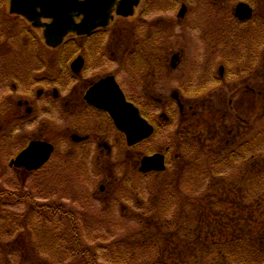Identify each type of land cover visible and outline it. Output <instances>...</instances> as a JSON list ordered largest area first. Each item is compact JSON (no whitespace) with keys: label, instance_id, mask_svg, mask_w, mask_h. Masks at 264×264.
Wrapping results in <instances>:
<instances>
[{"label":"rangeland","instance_id":"obj_1","mask_svg":"<svg viewBox=\"0 0 264 264\" xmlns=\"http://www.w3.org/2000/svg\"><path fill=\"white\" fill-rule=\"evenodd\" d=\"M221 2L223 1L220 0L219 3ZM199 3L198 9L201 13L209 11L207 5L203 4L199 7ZM179 8L180 6L174 10V12L176 11L175 13L171 11L172 9H169L168 12L167 9H162L147 15V11L143 12L141 7L136 16L131 19V24L134 23V31L129 32V22L123 23L121 28L117 27L112 30L110 37L102 45L117 51L118 57L122 56L125 50H134L130 58L140 62L145 61L147 50V62L150 63L151 70L156 71L160 75L162 73V79L154 81V84L157 85L156 89L160 88L163 80L162 82L166 86L163 92L165 95L168 93V96L173 88L177 86L180 74L179 71H175L176 68H174L175 70L169 68V63L172 59H175L176 54L174 53L178 51L182 55L184 52V61L187 64L193 60H196L197 63L200 60L199 54L202 51L197 42L192 41L196 39V34L180 28L176 18ZM147 26L149 27L147 28ZM257 39L261 40L262 43H258L259 45L254 41L252 42L254 45H234L231 43V46L224 49L205 47L202 52L203 56H201L203 60L199 61L198 67L195 68L193 65V73L199 74L198 79L190 78L188 83H184L189 86V89H192V86L206 82L201 80L213 73L214 54L224 51L229 54L231 63V66H226L231 72L226 90L218 92V84L212 83L196 95L190 94L191 92L185 94L184 97L186 98L204 101V105L207 107H202L197 114L184 119H181L179 115L173 114V112H177V109L172 107L173 110L170 113L168 112V115H170L168 117L170 118L165 121L166 125L159 129L156 137L150 143L137 147H128L121 136L117 134L112 135L114 142L109 141L111 145L110 153L103 146L96 145L101 138H104L105 141L106 137L104 134L108 133L106 123L102 125L101 122L87 126L86 129L90 130L93 135L89 142L73 143L64 126V109L62 108L61 113L55 116L51 110L43 108L45 107L43 105L48 100V98H45V102L38 103L35 109L36 116L40 121H46L44 136L54 141L57 147L44 168L42 167L40 171H35L34 173L29 172L27 176H22V173H17L18 171L13 170L9 166V161L26 145L28 141L25 140L26 135L27 137L33 135L32 128L29 125H26L29 127H24L22 122L19 123V118L16 119L14 107H12L11 111H3L5 103L9 102L7 97L11 95L15 99H19L23 93H10L8 90L11 88L6 87L7 82L3 80V76H0V189L15 192L20 197L34 196V199L41 205L49 202H53L54 205L55 203H60L65 209H73L74 212H79L80 225L78 226H81L80 229L82 230V247L99 244V256L103 255V257L106 254V250L101 247L102 244L114 243L132 228L137 227L139 222L146 231L145 235L147 237V220L152 221L150 222L151 224H157L154 217L157 214L155 203H157V198L162 192V186L175 188V191L179 189L180 192L186 194L200 196L199 198L202 200L201 218L208 220L205 215L206 212L209 213L206 207L209 206L210 202L216 200L217 197H222L223 193L217 186L213 187L216 189L215 192H213L212 187L208 186L210 183L208 162L223 152V150H218L221 142H224V139H222V127L226 128L236 125V120L233 116L230 120L225 121L222 117V107L226 104V98L228 101L231 100L233 108L235 105L234 109L239 111V116L247 119L249 115L252 117L253 120L249 122L247 136L254 132H257L259 137L264 134V119L262 122V117L264 116V35L257 37ZM40 45H42V41ZM251 52L258 54L257 64L255 61L248 62V56ZM191 63L185 66L186 69L190 70ZM252 69L254 72L260 70L259 72L262 73V76L257 81H251L252 85L261 92L259 100L241 88L243 83H247ZM183 77L185 78V76ZM153 80H151V83H153ZM16 82L20 90L26 91V82ZM10 84L8 83V85ZM140 85L145 86V83L142 81L131 83L132 91L130 97L135 102L143 105L145 98L142 93L143 87ZM40 87L42 86L37 85L36 89ZM59 89L61 90V88ZM216 93H219L221 97L215 96L214 94ZM8 100L11 103L15 102L11 98H8ZM212 108L213 111L218 112V118L215 113L211 112ZM151 111L156 117L160 115L154 106L151 107ZM260 113H262V117ZM148 117L151 118L152 115L151 117L148 115ZM181 123L188 129L187 136L192 140L189 146L184 145L181 148L182 155L174 154V150H172L174 148H170V155L167 157V165L164 171L153 170L148 172V175L140 174V159H142L143 155L153 154L155 149H159V147L169 141L177 146L181 145V141L176 138ZM161 126L160 124L159 127ZM18 127L25 128L22 132L24 134H21ZM76 133L80 134V136L83 134L80 131ZM60 135L62 136L59 138ZM162 139H165V142H160ZM260 152L264 156V146L260 148ZM177 155L178 157H176ZM242 164L243 161H241V167ZM235 169H226L225 172H229L228 174L232 175ZM19 176L23 177V179L21 180ZM195 180L199 181V183ZM168 194L164 193L161 195L167 196ZM171 194H174L177 200V194ZM223 196L228 201L227 195L223 193ZM30 202V198L22 203H18V200L14 198L5 199L0 209L5 208L8 213H16L18 218L25 217ZM158 207L161 209L160 216H171L176 209H179L176 201L171 203L168 213L162 211L161 203ZM106 212H109L111 216L109 218H101ZM187 212H193L191 218L196 220L197 212L195 209L187 208L185 216ZM30 219L32 221L29 222L30 227H33L38 222L39 215L32 216ZM97 219L107 223L106 226L108 227L109 225V227L105 228L103 223H99ZM52 220V226L55 225L57 220L61 221L56 216ZM183 221L186 223L185 220ZM18 224L22 226L20 222ZM88 225H95L96 227L90 228ZM60 226L64 228L66 224H60ZM154 226L156 227L157 225ZM154 226L153 228H155ZM156 229L150 233L151 236H156L155 232H159ZM1 234L0 260L5 255L9 257L11 264H20L22 255L28 253H25L26 248L29 249L28 245H19V240L10 239L2 232ZM27 235L29 236L30 233ZM16 246L18 247L15 248ZM4 250L6 253L3 252ZM44 254L42 253V255ZM106 262L101 264H116Z\"/></svg>","mask_w":264,"mask_h":264},{"label":"flooded vegetation","instance_id":"obj_2","mask_svg":"<svg viewBox=\"0 0 264 264\" xmlns=\"http://www.w3.org/2000/svg\"><path fill=\"white\" fill-rule=\"evenodd\" d=\"M119 1L113 7L112 17L107 26L97 27L88 34L69 32L58 46L53 47L46 43L44 37L45 25L52 23L53 18L41 15V25L37 26L25 16L11 12V0H0V76H3V80L7 82L6 87L11 88L8 90L10 93H23L19 99H15L11 95L7 97L9 102L5 103L3 111H11L12 107H14L16 119L19 118V123L22 122L24 127L29 125L32 128L33 135H29V137L26 135L25 140L28 141L25 146L34 140H40L51 143L54 146V152L56 151V143L44 136L46 121H40L36 116L35 109L38 103L43 102L45 98H48V100L47 102L44 101L46 104L43 105L45 106L43 108H48L55 116L61 113L62 108L64 109L65 116L63 117L66 124H64L66 133L70 135V139L75 144L89 142L92 139L91 131L86 128L96 122H101L102 125L106 123L107 125L108 133L104 134L106 140L104 141V138H101L96 145L103 146L108 153L111 151L109 141L114 142L112 135L115 134L120 135L128 147H137L150 143L156 137L159 129L166 125L165 121L170 118L168 117L170 116L168 112L170 113L173 110L172 107L177 109V112H173V114L179 115L181 119H184L197 114L202 107L206 106L204 101L186 98L184 97L185 94L191 92L190 94L196 95L212 83L218 84V92L226 90L228 78L231 77L230 69L227 67L231 66V63L229 54L224 51L214 54L213 73L201 80L206 82L196 84L192 86V89H189L186 84L190 78L198 79L199 74L193 73V65L195 68L199 66V61L203 60L201 56H203L202 52L205 47L224 49L231 46V43L234 45H254L253 41L257 45L262 43L257 37L264 35V0H222L223 2L221 3H219L220 0H140L134 8V14L130 16L117 14ZM198 2H200L199 7L203 4L207 5L209 11L201 13L198 9ZM239 4L245 5L240 11H238ZM179 6L176 18L180 28L196 34L197 40L193 39L192 41L197 42L202 51L199 54L200 60L197 63L196 60H193L187 64L184 61V52L182 55L178 51L174 53L176 54L174 57L176 60L172 59L169 63V68L173 70L176 68L175 71H179L180 74L177 88L174 87L168 96V93L165 95L163 92L164 88L166 89L165 84L162 82L163 80L160 88L156 89L157 85L154 84V81L162 79V73L160 75L156 71L151 70L152 67L147 62V50L145 61L140 62L134 59L131 60L130 56L133 55L134 50H125L122 56L118 57L117 51L102 45L108 40L112 30L117 27L121 28L123 23L129 22V32L134 31V23L131 24V19L136 16L141 7L143 12L147 11V15H149L151 12L162 9H167V12L172 9L171 11L175 13L176 11L174 12V10ZM224 8L225 10H223ZM43 10L44 7L42 6L37 9L38 12H43ZM75 15L76 22H81L83 16H77V13ZM41 41L42 45H40ZM257 59L258 54L256 52H251L248 56V62L250 63L255 61L257 64ZM190 63V70L186 69L185 66ZM259 71L256 70L254 72L252 69L247 83H243V87H241L242 90L250 93L252 97H257V100L261 98V92L252 85L251 81H257L262 76ZM110 77L114 80L110 81V83L115 82L125 95L126 101L135 104L144 119L154 127L153 134L136 145H128L126 135L116 127L113 118L107 110L95 106L87 99L88 92L96 83ZM152 79H154L153 83H151ZM16 81L26 82V91L20 90ZM132 81L145 83V86L140 85L143 87L142 93L145 98L143 105L135 102L130 97L132 91L131 83H134ZM8 83L11 84L8 85ZM37 85L42 87L36 89ZM108 87L109 89L106 91L107 98L114 94L112 92L114 90L113 85L109 84ZM214 95L218 98L221 97L219 93ZM8 98L14 99L15 102L11 103ZM225 103L228 105L226 106L225 104L222 107V117L225 121L230 120L233 116L236 120V125L226 128L222 127V139H224V142H221V148L219 147L218 150H223L225 146L232 147L241 142L243 136L248 133V126L250 125L246 117L239 116V111L234 109L235 105L234 108L231 106V100L228 101L226 98ZM152 106L160 113L159 116L156 117L152 113ZM211 112L215 113L218 118V112L213 111V108ZM160 124L162 125L161 127H159ZM24 127H18L21 134H24L22 133L25 129ZM78 131L83 134L80 136V134L76 133ZM188 132V129L181 123L178 136H176L181 141V145L177 146L169 141L159 147V149H155L153 154L163 155L165 165H167L170 148H174L172 149L174 154L182 155L181 148L184 145L189 146L192 142L187 136ZM163 141L165 142V139L160 142ZM144 156H147V154L143 155L142 158ZM46 164L42 167L44 168ZM40 169L36 171H40ZM143 175L148 174L145 173Z\"/></svg>","mask_w":264,"mask_h":264},{"label":"trees","instance_id":"obj_3","mask_svg":"<svg viewBox=\"0 0 264 264\" xmlns=\"http://www.w3.org/2000/svg\"><path fill=\"white\" fill-rule=\"evenodd\" d=\"M252 120L249 115L248 123ZM263 146L264 134L259 137L257 132L250 133L236 145L225 146L222 153L208 162V186L213 192L216 191L214 186L219 187L228 197L227 201L222 193V197L209 203L206 207L209 213L205 214L208 220L201 218L200 196L162 186L161 194H169H160L157 198V214L154 215L157 224L147 220V237L138 220L137 227L119 240L101 245L106 250L104 257L99 256V244L82 247L79 212L65 209L60 203L41 205L34 196L20 197L6 189H0V207L5 199L11 198L18 203L30 198L31 202L25 217L18 218L16 213L0 209V234L19 240V245H28L29 249L25 247V253H28L22 255L20 264H101L106 261L116 264H264V156L260 152ZM226 169L235 171L229 175ZM13 170L22 176L29 175L24 169ZM171 193L177 194V200ZM173 201L179 209L171 216H160L158 205L161 203L162 211L168 213ZM189 207L196 210V220L191 218L193 212H187L185 216ZM106 213L101 218L111 216ZM35 215H39L38 222L30 227V218ZM55 216L62 222L57 220L52 226ZM97 220L105 228L109 227ZM60 224L66 226L62 228ZM154 229L159 232L151 236ZM8 258L4 255L0 264H11Z\"/></svg>","mask_w":264,"mask_h":264},{"label":"water","instance_id":"obj_4","mask_svg":"<svg viewBox=\"0 0 264 264\" xmlns=\"http://www.w3.org/2000/svg\"><path fill=\"white\" fill-rule=\"evenodd\" d=\"M118 0H11L10 10L25 16L35 25H41L40 18H53V22L45 25L44 37L49 46H58L69 32L88 34L97 27L107 26L112 17L113 7ZM140 0H120L117 5V14L130 16ZM244 4H239L238 11ZM39 6L44 7L38 12ZM245 6V5H244ZM83 16L81 22H76L75 14ZM107 78L96 83L88 92L87 99L99 108L109 112L116 127L126 135L128 145H135L148 138L153 133V126L142 116L139 109L131 102H127L119 86ZM114 81V80H113ZM113 85L114 94L107 98L108 85ZM116 93V94H115ZM54 146L46 141L34 140L10 163L11 166L25 167L27 170H36L43 166L51 157ZM164 156L154 154L144 156L140 170H164Z\"/></svg>","mask_w":264,"mask_h":264}]
</instances>
